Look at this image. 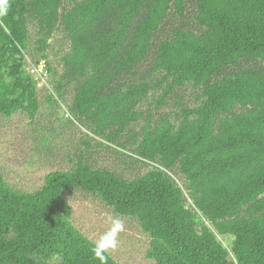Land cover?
I'll return each mask as SVG.
<instances>
[{"label": "trees", "instance_id": "1", "mask_svg": "<svg viewBox=\"0 0 264 264\" xmlns=\"http://www.w3.org/2000/svg\"><path fill=\"white\" fill-rule=\"evenodd\" d=\"M69 1L7 0L0 115L32 121L38 111V79L25 66L34 22L29 63L44 62L46 101L65 105L98 146L148 168L129 177L79 150L34 190L0 170V264H101L71 221L73 189L134 219L155 264H264V0ZM187 12L190 24L168 28ZM58 27L67 49L52 64L45 49ZM182 88L191 103L153 115L151 95L160 89L156 110Z\"/></svg>", "mask_w": 264, "mask_h": 264}, {"label": "rangeland", "instance_id": "2", "mask_svg": "<svg viewBox=\"0 0 264 264\" xmlns=\"http://www.w3.org/2000/svg\"><path fill=\"white\" fill-rule=\"evenodd\" d=\"M62 1L65 7L71 4V1ZM191 21L192 15L187 12L181 18L171 17L167 26L171 29L179 23L187 25ZM34 25V22L29 25L30 45L25 52V66L30 69L34 79H38L36 93L39 108L32 121L21 111L9 117L0 115V170L4 178L17 189H37L43 184L44 176L49 171L69 168L72 165L70 159H73L74 154L79 150L89 154L91 163L95 167H108L129 177L144 172L148 166L129 158L128 151L119 148L118 150L124 154H117L112 148L114 144L103 143L102 146H98L96 142L98 140L90 138L91 134L85 126L74 119L68 121L67 114H63L65 105L52 106L46 101L45 95L49 90L46 85H42V82L47 80L46 76L42 75V65L29 63L38 57V53L32 49ZM63 40L64 34L58 27L45 49L47 59L52 64L55 61L53 53L59 49V46L62 52L67 49V44H63ZM160 93L158 89L149 98L151 102L149 106L155 116L163 113L174 115L181 104H189L193 101L194 91L190 88L179 89L167 99L165 105L154 110L155 99ZM83 139L89 140L91 146L83 144ZM65 197L72 207L71 221L95 243L112 227L113 219L124 223L125 231L120 233L118 248L108 251L116 261L121 264H155L145 256L147 237L134 219L115 214L97 196L78 189L67 191ZM219 238L223 243L231 239L230 236H219Z\"/></svg>", "mask_w": 264, "mask_h": 264}, {"label": "clouds", "instance_id": "3", "mask_svg": "<svg viewBox=\"0 0 264 264\" xmlns=\"http://www.w3.org/2000/svg\"><path fill=\"white\" fill-rule=\"evenodd\" d=\"M8 6L7 0H0V17L7 15ZM125 231V225L121 220L113 219L112 227L103 233L96 241L92 252L96 258L101 261V264H107V256L109 250H116L119 246L120 233Z\"/></svg>", "mask_w": 264, "mask_h": 264}, {"label": "built area", "instance_id": "4", "mask_svg": "<svg viewBox=\"0 0 264 264\" xmlns=\"http://www.w3.org/2000/svg\"><path fill=\"white\" fill-rule=\"evenodd\" d=\"M40 64L42 65V75H44V73H45V71H44V62L43 61H39L38 65H40ZM33 69H35V68H33Z\"/></svg>", "mask_w": 264, "mask_h": 264}]
</instances>
